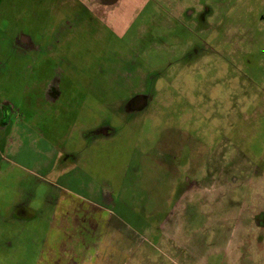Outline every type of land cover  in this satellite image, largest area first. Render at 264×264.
<instances>
[{"label":"rangeland","instance_id":"rangeland-1","mask_svg":"<svg viewBox=\"0 0 264 264\" xmlns=\"http://www.w3.org/2000/svg\"><path fill=\"white\" fill-rule=\"evenodd\" d=\"M61 1L2 2L0 116L21 133L0 168L109 203L99 264H264V0H145L119 36ZM19 31L50 48L39 72Z\"/></svg>","mask_w":264,"mask_h":264},{"label":"crops","instance_id":"crops-1","mask_svg":"<svg viewBox=\"0 0 264 264\" xmlns=\"http://www.w3.org/2000/svg\"><path fill=\"white\" fill-rule=\"evenodd\" d=\"M7 1L16 0H0L1 17H5L12 11L11 8L5 11V5L2 2ZM74 1V4L71 3L73 0L61 1L62 5L66 6L67 16L75 11L96 16L119 36L131 26L138 16L139 9L147 0ZM32 5L30 0V6ZM13 7L18 10L16 6ZM33 12L34 9L32 15ZM46 12L51 15L52 10ZM32 15L30 14L29 18ZM41 29V38L49 44L53 36L55 38L53 45L58 48L62 43L61 40L51 34L50 28ZM8 40L17 52L31 59V65L36 70L40 69V60L44 62L50 51V48H42L32 36L21 31L16 32ZM52 54H55L54 51ZM106 74H112V72H106ZM54 90L55 88L49 87L46 92L56 95L53 97L55 100L61 94L54 93ZM135 95V93L131 94L132 97ZM133 104L135 107L131 106L132 111H140L147 107V105L137 107L135 103ZM5 111L9 116L13 114L10 104L1 107V112ZM7 129L10 131L6 132ZM20 133L11 120H8L7 115L2 118L0 116V164H3L5 160L10 161V157L12 158L17 152L13 146V140L16 139L15 136L18 138ZM104 135L108 133L105 132ZM67 160L68 157L65 161ZM5 168H0V264H99V255L106 254V251L101 254L99 249L104 242L108 248L113 240L114 228L109 234L113 223L108 209L110 204L101 203L98 195H95L96 191L91 187L69 185V180L64 186L44 181L48 186L43 187L42 184H38L42 188L36 192L33 186L34 178L39 183L42 182L38 171L36 176L34 171L20 175L10 164ZM67 173L60 175L67 177Z\"/></svg>","mask_w":264,"mask_h":264},{"label":"water","instance_id":"water-1","mask_svg":"<svg viewBox=\"0 0 264 264\" xmlns=\"http://www.w3.org/2000/svg\"><path fill=\"white\" fill-rule=\"evenodd\" d=\"M111 1V0H110ZM116 0H112L115 2ZM147 98L145 96H137L132 99L131 103H135L137 107H145L147 105Z\"/></svg>","mask_w":264,"mask_h":264},{"label":"flooded vegetation","instance_id":"flooded-vegetation-1","mask_svg":"<svg viewBox=\"0 0 264 264\" xmlns=\"http://www.w3.org/2000/svg\"><path fill=\"white\" fill-rule=\"evenodd\" d=\"M132 106L135 107V105L133 103H132ZM133 107H131V108H133ZM256 221L258 222V220H256Z\"/></svg>","mask_w":264,"mask_h":264}]
</instances>
